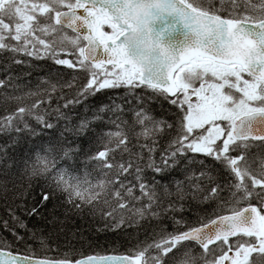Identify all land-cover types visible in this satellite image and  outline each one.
Listing matches in <instances>:
<instances>
[{
    "label": "snow or ice",
    "instance_id": "snow-or-ice-1",
    "mask_svg": "<svg viewBox=\"0 0 264 264\" xmlns=\"http://www.w3.org/2000/svg\"><path fill=\"white\" fill-rule=\"evenodd\" d=\"M43 59L71 70L72 79L46 81L43 92L27 94L43 99L0 115V137H7L0 175L22 181L15 192V183L0 180L7 213L0 231L12 237L0 235V264H264V0H0V61ZM81 74L84 83L60 97L62 106L41 107H51L58 88L72 89ZM15 80L0 78V102L24 99L7 91L17 88ZM108 89L124 90V102L101 103L87 109L91 117L75 120L76 106ZM132 102L129 121L125 104ZM157 102L176 109L174 122L152 114ZM61 122L55 143L19 161L9 156L23 136ZM89 133L95 152L82 144ZM209 160L226 173L223 183ZM181 167L184 180L159 182ZM38 180L39 199L28 206ZM57 196L69 206L65 215L86 208L99 215L104 228L97 231L156 221L154 237L131 255L37 256L29 240L45 252L51 245L17 209L47 219L42 209ZM190 202L215 203L217 210L190 225L178 215ZM48 211L57 223L56 205Z\"/></svg>",
    "mask_w": 264,
    "mask_h": 264
},
{
    "label": "trees",
    "instance_id": "trees-1",
    "mask_svg": "<svg viewBox=\"0 0 264 264\" xmlns=\"http://www.w3.org/2000/svg\"><path fill=\"white\" fill-rule=\"evenodd\" d=\"M23 58V57H22ZM27 59V58H24ZM0 65H3L4 68L11 67V72H6L4 68H0V78H7L8 75H14L16 77L15 83L17 88L7 89L8 92L24 97L21 101H12V102H0V115H5L8 112L14 111L18 106H30L32 103L43 99L42 96H28L29 92L40 91L43 92L44 89L48 88L49 85L46 81L64 83L66 81H71L72 72L71 70L62 68L53 63V61L48 59L43 60H30L29 64L25 65H7L4 61H0ZM61 73V76H57V72ZM74 87L72 89H59L55 94H53L51 107L48 104H44L42 108H55L57 105L64 103L60 99L61 96L71 97L75 95L76 88L80 87L83 83V77L78 78L73 82ZM126 92L120 89H108L103 90L101 93L97 94L95 97H90L88 101L83 106H76L73 111V116L76 121L80 118L91 117L92 111L87 109L95 110V108L101 103H111L113 100L119 103L124 102V97ZM2 101V97H0ZM134 105V102L131 104H125V107L129 109L126 114V119L131 121L132 113L131 107ZM152 114L159 117H165L169 121H175V116L173 113L176 112V109L169 105L166 102H157L151 105ZM67 111V110H65ZM55 122V121H53ZM34 124V121H30ZM58 126L56 129L52 130H43L42 134L36 137H29L27 135L23 136L20 144L15 148L9 149V156L15 160L19 161L27 156L40 145H47L48 143H55L60 135V130L62 127ZM98 127H103V125H98ZM168 137H165L167 139ZM7 141V137H0V144H4ZM85 151L95 152L99 145L95 143V137L92 133L82 141ZM208 165L211 167L216 179L221 183L224 182L226 173L222 171L219 165L214 164L209 160ZM199 166H194L198 168ZM19 165L13 171H18ZM147 175L151 177L153 174L148 172ZM95 178V176H94ZM184 171L183 168H179L169 172L168 174L159 177V182H162L165 185L172 186L175 181L184 180ZM0 180H5L8 182V186L11 188L12 184L15 183L17 187L14 189L15 192H19L22 189L19 185L22 181L18 176L13 175H0ZM43 184L42 180L34 181L32 190L28 194V198L24 203L28 206H31L33 203V197L37 200L39 199V189L40 185ZM10 197L12 193L8 194ZM227 195V193H223ZM62 196H57L53 199L46 209L51 210L53 205H56L55 215L59 217V221H62L61 224L59 221L57 223L49 222L51 216L49 215L48 210H43L42 212L47 219H38L35 217L29 218L24 215L23 211L17 209V214L20 215L24 220L28 222L29 228L37 230L38 235H43L48 239V243L51 245L52 251H43L40 249L38 244H35L33 241L29 240L28 243L33 244L37 256H61L66 252H70L74 258L88 257V256H119V255H131L129 249H132L136 246L139 241L148 240L154 237V229L156 228V221L151 223L144 222L143 227L141 228H128L127 230L119 231H97V229L104 228V221L101 220L99 215L92 216L89 214V210L86 208L84 212L76 213L74 211H69L65 215V209L69 206L64 204ZM10 202V201H9ZM15 203H21L20 200H16ZM191 210H188V209ZM217 210L215 203L208 204H198L195 202H190L186 210L182 214L183 219L187 221L190 225L197 223L199 217H208ZM0 217L7 218V213L5 210V201L0 200ZM163 224L167 225L168 231H173V224L171 219H165ZM23 234V233H22ZM0 235L6 236L9 240H12V237L7 232L0 231ZM19 251L23 254H28L27 249L24 245H18ZM58 249V251H57ZM13 251H16L14 248ZM196 251L199 252L200 249L197 247Z\"/></svg>",
    "mask_w": 264,
    "mask_h": 264
}]
</instances>
